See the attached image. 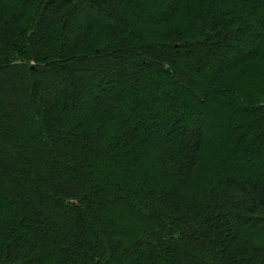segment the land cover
Wrapping results in <instances>:
<instances>
[{"label":"trees","instance_id":"trees-1","mask_svg":"<svg viewBox=\"0 0 264 264\" xmlns=\"http://www.w3.org/2000/svg\"><path fill=\"white\" fill-rule=\"evenodd\" d=\"M262 160L264 0H0V264H264Z\"/></svg>","mask_w":264,"mask_h":264},{"label":"rangeland","instance_id":"rangeland-1","mask_svg":"<svg viewBox=\"0 0 264 264\" xmlns=\"http://www.w3.org/2000/svg\"><path fill=\"white\" fill-rule=\"evenodd\" d=\"M261 33V29L260 28H258V27H256V28H254L253 30H252V33H251V35L249 34L248 36H249V38H255V37H257L259 34ZM216 66V63L214 64V63H211V67H215ZM96 91V90H95ZM97 93H99V89H98V91H96V92H94V94L96 95ZM201 108V107H200ZM159 123H161L160 124V126H162V127H165L167 124L165 123V122H160L159 121ZM212 123H213V120L211 119V118H209V117H207V116H203V121H201L200 122V129H199V132L201 133V135L202 136H204V138L206 137V136H210L209 135V133H210V129H211V126H212ZM187 127H188V125H187ZM264 163V160H262L261 161V165ZM260 165V164H259Z\"/></svg>","mask_w":264,"mask_h":264}]
</instances>
